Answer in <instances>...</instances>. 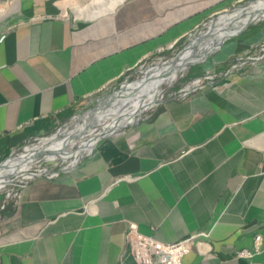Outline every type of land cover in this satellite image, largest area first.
<instances>
[{"label": "crops", "instance_id": "0c3cea01", "mask_svg": "<svg viewBox=\"0 0 264 264\" xmlns=\"http://www.w3.org/2000/svg\"><path fill=\"white\" fill-rule=\"evenodd\" d=\"M237 1L121 0L80 19L16 0L0 14V158ZM250 27L202 64L211 81L22 183L1 211L0 264H138L128 223L164 243L208 233V253L192 247L181 264H264V57L229 68L264 39V20ZM256 234L260 251L237 257Z\"/></svg>", "mask_w": 264, "mask_h": 264}, {"label": "rangeland", "instance_id": "374dc122", "mask_svg": "<svg viewBox=\"0 0 264 264\" xmlns=\"http://www.w3.org/2000/svg\"><path fill=\"white\" fill-rule=\"evenodd\" d=\"M76 1L78 2V4L80 6H83V5L87 4L90 0H76ZM246 1H248V0H239V1L235 2L232 6H230L228 8H233L234 6H236L238 4H243ZM250 3L251 2H248L247 4H250ZM72 5H73V0H47V8H48L47 10L51 14L59 16L60 13H61L62 15H65V16H67L69 18H72V17L79 18L72 11ZM63 8L65 9V12H63ZM234 11H230V12H227V13L222 12V13L224 14L223 16H226V15H228V14L234 12ZM222 13L219 12V13L209 17L200 26H198L196 29H194L193 31L189 32L185 36L181 37L180 39L176 40L169 47L162 48V49L154 52V54L148 56L146 59H144L141 62H139L135 67H133V68L129 69L128 71H126L120 78H118L117 80H115L112 83H110L108 85V87L105 88L107 90H106V92H104L103 95H105L107 93H110V92L118 89L119 87H122V89L125 90V86L126 85L132 84L136 80H139V79L143 78V75L145 73L144 72L145 69H147L149 67H153L157 63L160 64L162 62H167V61H170L171 59H173L175 57V55L180 50H182V48L187 44L189 39L192 37V35L196 31H198L200 33L205 32L208 29V27L210 26V24L212 22L211 20H214L216 18V16H218V15H220ZM80 19H83V18H80ZM263 40L264 39H261L259 41V43H261ZM253 47H251V48H253ZM245 49L246 48L234 53L232 55V57L235 58L239 54L242 55L243 52H245ZM214 54L209 56L208 59L209 58L212 59ZM208 59L205 62L201 63L200 65H202V64L206 65L209 62ZM192 66H190V67H192ZM190 67H188L184 71H182L180 73V76L174 82L169 83V84L161 85L160 96L159 97L163 98V97H165V95L177 91L179 88L183 87L186 84V82L190 81L191 79L186 78ZM149 92L150 91H147L148 94H149ZM146 96H147V94H145L143 96L142 93H141L140 96H138L136 99H134V101H138V102H140V104H144L145 100L147 99ZM99 97L100 96L95 97L92 101L90 100L91 97H89L88 99L90 101L89 100L87 101V105L85 104V106L81 107L80 110L77 111L76 113H74V115L72 117L68 116L65 119V121H63V120L59 121L57 124L54 125V127L51 130L46 131L45 133L44 132L38 133L36 136L32 137L29 140V142L27 144H25V145H30V144H33V143L35 144L36 142L39 141L38 139H40L41 137L44 138V137L50 136V135L54 134L58 129H63L65 127H70L69 125H71V123H73L76 119H78V117L84 111H86L91 106H93L95 104V101ZM159 99L160 98H158V100ZM154 104L150 105L148 108L140 109V110H138V108H136V109L122 108V109H120V110H122L121 113H123L122 116H120L118 119H116V121H113V122L110 121V117H107L106 121H105L106 124L102 125V126H97L96 127V131L102 129V130H105L106 132H109V131H111L113 128H115L117 126L116 123L118 122V120L119 119H123L124 117L128 118V120L130 121L129 123H126L127 125L128 124H133L132 122L137 116H138V118L143 117L150 109H152ZM73 140L76 141L77 139H73ZM87 142L88 141H86L84 143H81V142L77 141V142L73 143V145L66 144L58 155H56L54 157H51V158H45V159L39 161L37 164H35L36 166L34 165L33 167L30 168V170L33 172V169H39V170L44 169L46 174H50V173H47V172L58 171L60 168L61 169L63 168V169L67 170L70 167H72L78 161V159L80 158L81 155L85 154L89 149H91V147L94 145L95 141H93V143H90V144H88ZM22 150H23V148L20 147V148L16 149L15 152L21 153ZM5 157L0 158V161H2ZM25 160H26V158L23 159V160H19V161L22 163ZM16 162L17 161H14V163H16ZM17 165H20V164H17ZM23 168H24V170H22V171H18V170H16V171L10 170L9 171L8 170L9 172L12 173L13 177L15 178V180L11 181V183H9V184L6 183L7 179H4L3 177H1V179H0V195H1L2 199L5 197V195H6V193H7L9 188H11V189L15 188L16 187L15 184L20 183L24 178L28 177L27 174L30 171L29 168H25V167H23Z\"/></svg>", "mask_w": 264, "mask_h": 264}, {"label": "bare ground", "instance_id": "6f19581e", "mask_svg": "<svg viewBox=\"0 0 264 264\" xmlns=\"http://www.w3.org/2000/svg\"><path fill=\"white\" fill-rule=\"evenodd\" d=\"M120 1L121 0H90L87 4L80 6L76 0H73L72 11L79 18L89 19V18L95 17L99 14H102V13H105V12L112 10L115 7V5ZM250 2H251L250 4H245V5H243V7L235 8L234 9L235 11L232 10L234 12H232L226 16H223L224 15L223 13L218 15V17H216V19L212 20V22L213 21L214 22H217V21H219V22L224 21L225 22L227 20H234V19L235 20L240 19L241 21H243L246 18H248L250 15H254V13L256 11H263L264 12V0H255L253 2L252 1H250ZM63 12H65L64 8H63ZM261 17H264V13L256 15V18H261ZM201 34H203V32L200 33L199 35H201ZM189 59H192V56H191V52L187 49L182 53L180 58L176 59L175 65H171L172 61H167V62H162L160 64L157 63L153 67H149V68L145 69L144 70L145 73L143 75L144 79L140 82L141 85H140L139 92L136 94V96L133 99H129V101H128L129 107L128 106L124 107V105H123L118 109V111L116 113L110 114L107 117H110V121L113 122V121H116V119H118L120 116L123 115V113H121L122 110H120L122 108H132V109L138 108V110H140V109L148 108L150 105L154 104L160 96L161 85L169 84V83H172L175 80H177V78L180 76V73L183 71L180 67L181 62L183 60H189ZM137 81L138 80H136L132 84L126 85L125 90H128V89L136 86L138 83ZM147 91H150L149 92L150 95L147 93ZM141 93L143 96L145 94H147V96H146L147 99L145 100L144 104H140V102L134 101V99H136L138 96H140ZM133 103H135V104H133ZM101 115H102L101 113H98L96 116H101ZM107 117L106 116L101 117V121L99 122L100 126L106 124L105 121H106ZM137 119H138V116L133 120L132 123L134 124L137 121ZM76 122H77V119L73 123H71V125H69L70 127L58 129L55 132V134H52V135L44 137V138L41 137L40 139H38L39 141L36 142L35 144L33 143L30 145H25L23 147V150L21 153H17V152L13 153L12 155L16 154V157H15V159L11 160L12 163H10L11 161L9 162L11 165H10V167H8V170L9 171L10 170L16 171L20 167H25V168H29L30 166L33 167L38 162L36 160L38 157H33V156L38 152H41L42 160L45 158H51V157L58 155L66 144L73 145V143H75L77 141L81 142V143L88 141L87 143L90 144L96 140L97 135H98L96 132H106L105 130H102V129L98 130V131H96V130L90 131L91 129H89L87 131L88 135L86 137L77 138L76 141L66 138L64 136L65 134H63L62 136H58V133L61 134L64 131L67 134L72 133V132H76L80 128V124H77ZM129 122L130 121L128 120V118L124 117L123 119H119L116 124L121 125V124L129 123ZM65 141H66V143H65ZM25 158H26V160L23 161L22 163L20 162L19 163L20 165H14V161H17V163H18L19 160H23ZM36 172H45V170L44 169H41V170L36 169ZM1 174H2V167H0V179L2 177Z\"/></svg>", "mask_w": 264, "mask_h": 264}, {"label": "water", "instance_id": "95a60500", "mask_svg": "<svg viewBox=\"0 0 264 264\" xmlns=\"http://www.w3.org/2000/svg\"><path fill=\"white\" fill-rule=\"evenodd\" d=\"M250 1H255V0H248L244 2L243 4H238L234 6L233 8H228L224 9L222 12H230L234 10L237 7H243V5L247 4ZM264 13L263 11H256L254 15H250L248 18L245 20L241 21L240 19L237 20H227V21H217V22H212L208 29L203 32V34L199 35L200 32L196 31L192 37L189 39L187 44L180 50L173 59L171 65H175V61L177 58H180L182 53L185 50H189L191 52L192 59L189 60H183L180 64L181 69L184 71L186 68L195 65V64H201L204 62L209 56L213 55L216 53L219 48L229 39H232L233 37L239 35L241 32H243L245 29H247L250 25L256 24L259 21L264 20V17L261 18H256V15ZM218 17V16H216ZM216 19V18H215ZM212 21V20H211ZM217 23V24H216ZM144 79V77L140 80H138L137 85L128 89V90H123L122 87H119L118 89L107 93L105 95L100 96L96 101L93 106H91L89 109L84 111L77 119V124H80V128L76 132L72 133H65L62 132L61 134L58 133V136H64L70 140L77 139V138H82L86 137L88 135V130L91 129L90 131L96 130L97 126L99 125V122L101 121L102 116H108L110 114H114L118 111V109L124 105L128 106L129 99H133L136 94L139 92L140 89V82ZM159 100L156 101V103ZM101 113V116H96V114ZM81 122V123H80ZM127 124H121L117 125L115 128H113L109 132H96L97 138L94 142V144L103 137H106L113 132L117 131L120 128H124ZM55 134V133H54ZM66 143V141H65ZM15 152L10 153L7 155L2 161H0V167H2V177L6 180V183H11V181L15 180L13 177L12 173L8 171V167H10V162L11 160L15 159L16 154L12 155ZM83 155L80 156L78 161L82 158ZM34 157H38L36 160L39 162L42 160V154L41 152H38L34 155ZM77 161V162H78ZM10 162V163H9ZM37 162V163H38ZM20 161L17 163H14V165L19 164ZM32 166L29 167V170ZM24 170L23 167H20L18 171ZM34 172L31 170L28 172V178H24L25 180L27 179H32V178H37L40 176H45L46 172H36V169H33Z\"/></svg>", "mask_w": 264, "mask_h": 264}, {"label": "built area", "instance_id": "2783aa9c", "mask_svg": "<svg viewBox=\"0 0 264 264\" xmlns=\"http://www.w3.org/2000/svg\"><path fill=\"white\" fill-rule=\"evenodd\" d=\"M16 0H4L0 4V14L5 13L15 4ZM264 57V40L255 45L253 50H247L242 55L236 56L235 60L229 65L230 69H235L245 62H254ZM214 74L205 73L194 77L186 84L175 91L174 96H185L190 90L200 88L204 82L212 80ZM15 188H9L5 197L0 200V210L5 208L7 202L16 199L18 187L21 183L15 184ZM1 218V217H0ZM206 232L191 233L176 242L164 243L152 236L143 235L137 231L133 223H128L124 237L129 248V253L133 260L138 264H181L182 256L192 247L199 253H208V244L204 241L207 237ZM261 235L256 234L253 239V249H241L236 252L237 257H252L260 251Z\"/></svg>", "mask_w": 264, "mask_h": 264}, {"label": "trees", "instance_id": "16d2710c", "mask_svg": "<svg viewBox=\"0 0 264 264\" xmlns=\"http://www.w3.org/2000/svg\"><path fill=\"white\" fill-rule=\"evenodd\" d=\"M257 31H258L257 27H250L249 30L244 31L243 33L239 34V36L238 35L237 36L238 37H245V36L247 37V36H249L251 34H254ZM201 74H202V65L195 64V65H193L192 67L189 68V71L187 73L186 78L190 79V78H193L195 76H199ZM0 198H1V195H0Z\"/></svg>", "mask_w": 264, "mask_h": 264}, {"label": "clouds", "instance_id": "9594fccd", "mask_svg": "<svg viewBox=\"0 0 264 264\" xmlns=\"http://www.w3.org/2000/svg\"><path fill=\"white\" fill-rule=\"evenodd\" d=\"M226 9H227V8H226ZM195 77H198V76H195ZM193 78H194V77H193ZM190 79H192V78H190ZM159 98L162 99V97H159ZM160 99H159V100H160ZM137 120H138V119H137ZM28 142H29V141H28ZM28 142H26L25 144H27ZM25 144H24V145H25ZM24 145H22L21 147L23 148ZM14 152H15V151H14ZM47 173H50V172H47ZM45 176H47V174H46ZM27 180H28V179H27ZM27 180L23 179L21 182H20V181H19V182L22 184V183H24V182L27 181ZM1 199H2V197L0 198V200H1ZM4 209H5V208H4ZM4 209H3V210H4ZM3 210H0V217H1V211H3Z\"/></svg>", "mask_w": 264, "mask_h": 264}, {"label": "flooded vegetation", "instance_id": "af4514ba", "mask_svg": "<svg viewBox=\"0 0 264 264\" xmlns=\"http://www.w3.org/2000/svg\"><path fill=\"white\" fill-rule=\"evenodd\" d=\"M102 95H103V93H102ZM102 95H100V96H102Z\"/></svg>", "mask_w": 264, "mask_h": 264}]
</instances>
